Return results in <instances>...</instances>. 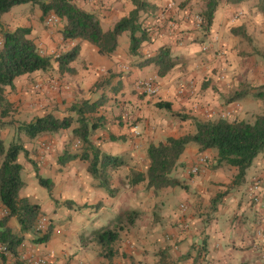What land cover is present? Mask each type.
Segmentation results:
<instances>
[{
  "label": "crops",
  "instance_id": "0c3cea01",
  "mask_svg": "<svg viewBox=\"0 0 264 264\" xmlns=\"http://www.w3.org/2000/svg\"><path fill=\"white\" fill-rule=\"evenodd\" d=\"M79 2L77 5L86 11L90 4V7L95 8L93 4L98 3L96 9L103 8L105 12L101 14L109 16L110 20L115 18V22L133 8L128 0H102L100 3L90 0V4L88 0ZM148 3L154 9L142 14L141 22L149 39L141 44L135 56L129 55V40L128 43L125 41L124 45H120L118 41L117 49L110 56H95L97 49L87 42L63 43L61 29L57 34L51 29L45 31L42 22L37 21L41 13L33 9L32 15V8L26 9L23 5L20 10L14 7L4 14L1 22L7 30L30 28V38L37 48L47 55L60 56L72 47L79 48L78 56L70 66L75 71L73 75L59 74L56 60H51L55 72L38 71L20 76L14 80L12 89H5L6 99L17 108L19 116L31 119L42 117L47 106L62 102L65 98L66 103L75 104L76 99L93 102L105 96V124L92 133L90 140L101 154L122 159L134 154L133 151L138 150L144 137L141 136L138 126L128 128L127 117L123 119L124 114H130L126 108L130 102L139 109L136 111L137 118H147V123L151 122V128L157 125V121L163 123L161 128L166 133H171L168 123L172 121L169 117L165 118L166 111H160L163 114L159 119H155L156 114L150 116L149 110L144 109L149 98L138 90V82L154 81L160 88L155 98L169 104L171 112L179 110L182 114H188L192 111V115L195 114L194 117L201 120L205 112H212L211 109L217 105L210 92L212 86L223 84L220 83L221 80L231 81L233 78L232 85L227 89L230 90L233 86L236 87L240 77L238 75L249 70L246 78L251 88L264 85V67H261L260 79L250 68L241 71L235 67L233 60L238 58L239 46L230 35L227 40L225 35H217L219 24L229 9L225 3L219 2L221 14L215 12L209 36L199 43L195 42L199 28L194 17L185 12V9L180 10L172 0H148ZM244 3L237 6L243 7ZM92 13L97 16L98 12ZM123 34H126L128 39V34ZM165 46L169 47L176 65L166 76L160 78L153 64L142 63ZM208 47L216 54H207ZM101 78H108V81L90 94L89 89ZM208 81L209 84L206 83ZM181 85L184 87L182 91ZM34 86H38L36 91H32ZM206 86L208 88L204 90ZM253 92L255 90L250 91L251 95ZM138 94L143 95V98ZM84 96L86 98H83ZM247 97L228 107L236 108L235 115L240 120L252 121L256 115L264 112L257 103V113H249L248 111L254 110V102L257 101H246ZM114 105H120V109L122 107L121 120L115 118L119 108L115 109ZM167 115L171 116V113ZM193 131L192 127L189 133L169 136L191 134ZM44 135L47 134L22 141L33 142ZM111 137L118 140L111 141ZM23 147L25 151H29L33 145L25 144ZM21 154L23 156L24 153H20L17 160L22 166V173L26 167L19 161ZM210 154L213 156L212 170L208 168V162L195 174L198 176H187L186 172L188 173V169H191L199 156L208 157ZM47 160L46 156L40 158L38 166L35 167L36 173H32L31 178L22 180L24 186L19 192V198L37 205L40 213L48 217L51 234L46 243L36 244L30 234H21L16 220L11 218L8 227L15 235L24 239L18 248V254H43L46 264H264V238L258 235V231L264 227V205H254L251 200L253 187H257L254 192L264 199V152L253 160L245 173L244 181L233 185L237 174L235 168L226 165L216 167L215 151H200L195 145L189 144L175 168V173L184 169L181 179L174 176L184 188H167L155 195L152 190L143 192L142 185L145 183L130 186L129 179L123 180L122 176L109 180L113 195H109L105 190L88 188L87 193L83 192L73 199L79 206H67L66 200L69 201L70 198H63L65 200L62 201L59 195H52L54 186L49 194L39 185L36 175L50 180L51 184L55 183L54 175H50L47 169ZM121 167L126 166L123 163ZM109 168L111 167L106 169ZM125 169L128 177L130 167ZM226 170H230L228 176L224 175ZM89 178L92 180L91 176ZM88 201L99 204L91 210L89 204H86ZM182 205L186 210L181 212L179 207ZM130 211L137 212L138 217L132 225L119 231V238L114 247L115 257L111 261L101 258L100 248L92 241V234L103 227L114 225L120 214ZM127 243H130V246ZM12 262V258L8 256L5 260H0V264Z\"/></svg>",
  "mask_w": 264,
  "mask_h": 264
},
{
  "label": "trees",
  "instance_id": "16d2710c",
  "mask_svg": "<svg viewBox=\"0 0 264 264\" xmlns=\"http://www.w3.org/2000/svg\"><path fill=\"white\" fill-rule=\"evenodd\" d=\"M192 0H185L188 4ZM257 1L264 12V0H227L228 4ZM220 0H204L203 9L199 14L201 28L208 34L213 24L214 14ZM131 11L119 19L113 27L104 31L98 17L89 11L80 8L71 0H0V129L7 124L5 118L11 112L12 105L5 96L6 88H13L16 78L34 72H47L52 69L49 56L40 53L34 41L30 38L31 30L19 27L12 31L7 30L1 22V17L13 7L21 5L37 6L41 17L54 15L62 24L60 35L63 43L87 42L97 49L100 56L112 55L118 46V39L123 33L128 34L129 55L135 56L143 42L148 41V36L142 26L141 15L154 9L148 0H130ZM231 34L249 40L247 33L241 29H231ZM79 48L75 46L71 51L60 55L57 59L59 74L73 75L75 71L70 67L78 56ZM264 67V53L261 54ZM153 64L157 68V76H166L176 65L169 47H161L157 53L142 63ZM244 86H243V85ZM239 89L226 97V104H232L244 99L250 93L248 81L243 82ZM249 88V89H248ZM254 99L264 102V85L256 88L252 93ZM107 98L101 96L90 102L80 101L71 105L68 115L56 118L50 114L33 118L28 123H16L15 130L28 139H34L42 134H57L60 131H70L73 139L78 144V152H62L58 165L64 166L71 161L79 160L87 164V172L94 180L99 182L109 195L114 191L109 188L105 176L107 167L118 168L123 162L117 157L101 154L99 149L91 142L90 136L100 128L101 117L92 120L98 114ZM158 109L168 111L173 116L185 120L188 117L171 112L167 103H157ZM111 141L117 138L111 137ZM193 144L200 151L213 150L216 152V167L226 165L237 170L232 184L239 185L244 181L245 173L253 160L264 152V114L256 115L252 121L244 120H195L194 131L191 134L168 136L164 141L156 144L150 143L145 150L147 166L144 171L133 174L129 185L135 186L145 183L147 190L157 193L163 189L180 187L184 185L175 177L173 172L187 145ZM20 153L26 155L22 144L12 141L8 145L0 136V203L6 210V215L0 218V245L11 254L12 264H25L18 257V248L24 241L23 237L15 235L8 227V221L14 218L20 228L21 234L34 232L40 213L37 205L30 204L27 199H20L19 192L24 183L21 178L22 166L17 162ZM39 185L49 194L52 191L51 181L36 175ZM257 193V192H256ZM258 194V193H257ZM214 202V201H213ZM216 203V202H215ZM67 206L68 203H65ZM138 213L135 211L120 214L114 225H109L95 231L91 238L99 246V256L107 261L113 260L116 255L115 244L119 238V231L132 225ZM51 234L48 229L44 235H36L34 243H46ZM0 260L5 257L0 254Z\"/></svg>",
  "mask_w": 264,
  "mask_h": 264
},
{
  "label": "rangeland",
  "instance_id": "374dc122",
  "mask_svg": "<svg viewBox=\"0 0 264 264\" xmlns=\"http://www.w3.org/2000/svg\"><path fill=\"white\" fill-rule=\"evenodd\" d=\"M71 1H73L76 5L78 3H80L79 2L80 0H71ZM89 1L90 0H88V4H90ZM97 1L99 3L102 2V0H97ZM128 1L130 2V0H128ZM184 1L185 0H172V2L174 4H176V6L180 10L185 9V12L190 13V15H192L194 17V20H195V17H199V14L203 9L204 0H192L186 5L184 4ZM226 1L227 0H220V4L225 3L226 8H229V9H228V12H227L224 20L219 24V29H218L217 35H221V34L225 35L226 40H227V38H229V35L234 38V40L237 43V46H239V49H240V51L238 52V55H237L238 58L236 60H233L235 67H238L241 71L245 68H248V69L250 68L252 70L253 74L257 75L258 78L260 79L261 74H262L261 67L263 66V60H262L261 54L264 53V12L258 6L257 1L245 2L243 7H239L235 4H228ZM90 5H92V4H90ZM90 5H89V7H87V10L91 13H92V11L98 12L97 17L100 20L102 29L104 31L111 29L112 26L114 25L116 19L113 18L112 20H110L109 16H104V14H101L102 12H105V10L103 8H102V10L100 8L96 9V6L98 5V3L93 4V6H95V8L90 7ZM23 6H25L26 9L32 8V10H31L32 15H33V9L36 10L37 13L40 12V10L37 6H32V5H23ZM101 6L103 7V5H101ZM21 7H22V5L21 6H15V9L20 10ZM25 8H23V9H25ZM187 9H189V10H187ZM193 10L195 12H193ZM217 11H218V13L220 12V14H221V8L220 7L217 8ZM27 14H29V11H27ZM217 16H218V14H217ZM46 17L45 18H38L37 21L42 22V28L45 31L47 29H51V30H53L54 33L57 34L59 32V30L61 29L60 28V21L56 25L48 26L45 23ZM198 28H199V29H197V30H199V31H197L198 37L196 38L195 42L199 43V41H202L203 38H205V37L207 38L209 36V33L205 35L204 32L202 31L200 24H199ZM238 28L243 29L247 33V35L249 36V40H244L242 38H239V37L231 34V32H230L231 29H238ZM118 41L120 42V45H122V44L124 45L125 41H126V43H128V39H127L126 34H123L122 36H120ZM72 48H70L69 51H71ZM39 51L42 52V49H39ZM210 52H212L213 55L216 54L215 52H213L212 48L208 47L207 54H209ZM42 54L49 56L50 59L53 61L57 59L53 56L54 54L47 55L43 52H42ZM94 54H95V56H98V54L96 52ZM52 56L54 57V59L52 58ZM247 71H249V70H247ZM247 71L245 73L243 72L244 74L238 75L240 77H238L236 87L233 86L232 88H230V90H227V89L229 86L232 85L233 78L232 79L229 78V79H231V81H228L226 79L228 82H226V80H221L220 83H223V84H221V85L218 84V85L212 86L210 96H212V98H214V100H216V104H217V105H215L214 108L211 109V110H213L212 111L213 112L212 120H215V119H227L230 121L240 120V118L237 115H235L236 108L228 107V106H230V104H226L225 100H226V97L228 95L232 94L237 89H239L243 82L247 81V78H246ZM48 72H55V70L52 68ZM248 73H250V72H248ZM211 74L213 75L212 72H211ZM235 78H237V75ZM106 81H108V78H101V80L99 79L95 83V85L93 87H91V89H89V93L91 92L90 94H92L94 92L95 88L97 89L98 87H101ZM206 83L209 84V81ZM57 86H60V85H57ZM57 88H60V87H57ZM205 88H208V87L207 86L204 87V90H205ZM224 89H226V90H224ZM251 90H256V88H254V89L251 88L250 91ZM32 91H36L35 86L33 87ZM60 93L61 92L59 91L58 95H60ZM141 94H138V96L143 98L144 94L143 95H141ZM247 96H249V97H247ZM247 96L246 97L248 99L246 101H249V99L252 101H254V100L257 101V102H254V110L248 111L249 113H253V114L257 113V110H259V107H257V103L259 105H261L260 110L261 111L263 110V112H264V102L263 101L254 99L253 94L251 95V93H249ZM147 97L149 98V100L146 101V103L144 105V109L149 110L148 113L150 114V116L151 115L154 116V114H156L154 116V118L159 119L160 115L163 114V113H160V111L163 112L165 110L158 109L155 105L157 103L162 102V101L160 99L155 98L154 96H153L154 98L152 96H147ZM83 98H86V96H84ZM83 100H85V99H76L74 102L78 103V102L83 101ZM139 100H142V99H139ZM87 101H89V100H87ZM67 103H66V98L62 102L52 103L50 106H47L45 108L46 110L44 109L45 110L44 115L50 114L56 118H63V116L66 114L70 115V113L68 112V109L74 103L73 102H71V103L67 102ZM114 106H115V109H118L120 107V105H118V106L114 105ZM105 107H107V103H105V105L101 109H99V112L97 115H95L94 117H91L92 120L101 117L100 125L105 124L104 115L107 112ZM126 108L128 109V112L130 114H126L127 116H125V114H124L123 119H124V117H127L128 128H134V126H138L141 136L142 135L144 136L141 139L143 143L140 145L138 150L136 149L133 151L134 154L127 155L126 157H123L121 159L122 162L124 163V166H126V167L120 166L116 169H114V168L106 169L105 176H106V179L108 180V183H109V180L114 179V178H120L122 176H123V180L124 179H130V177L133 174L144 171L146 166H147V161L145 159V150L150 143L156 144L159 141H164V139L167 136H169L170 134H179L182 132L189 133L192 130V127L194 128L195 120L201 121V119H197V117H194L195 114L192 115L193 114L192 111H189L188 114H182V111H179V110L174 111V113L177 115L188 117L186 120H182L178 116H173L172 114H171V116L167 115L169 112L166 111L167 113L164 114L165 118L169 117L170 120L172 121L171 123H168L169 127L171 128V133H169V132L166 133L164 131V129L161 128L163 126V123L160 124V122L157 121V125L154 128H151L152 127L150 125L151 122L147 123V118H143V117L137 118L136 117V111L138 112L139 109H138V107H135L131 102L128 104V106ZM121 113H122V107H121V109L119 108V110L117 112L118 115L115 118H118L121 120ZM19 115H20V113L17 111V108H15V106L13 105L11 107V112L9 113L8 117L5 118L4 120H2L5 123H11V124H7L3 128L0 129V136L6 145H8L12 141H18L22 144V146H24L25 144H32L33 145V148L31 150L26 151V155L23 154L24 158L21 154V157L19 159V161L21 163H23V165L26 167L25 170L21 173V178L23 181H24V179L27 180L28 178H31L32 173H34V172L36 173L35 167L38 166L40 158L43 159L46 156L48 159L47 160V167H48L47 169L50 171V175H52V174L54 175L55 183H56V185H55V183H52V188L54 186L52 195H55V196L59 195V197H60V199H62V201L65 200L63 198H67V197L70 198L71 200H69V201L66 200V202L68 201V203H71V204H68V206L77 205L73 201V199L76 196L81 195L83 192L87 193L86 189H88V188H94L95 190L101 189L104 191V189L99 186L98 181L94 180L93 178H92V180H90V178H89L90 175L87 172V168H86L87 164L86 163H83L79 160H75V161H71L69 163H66L64 166L58 165V159H59L60 155L62 154V152H64V151H67L70 153H77L78 152V148H79L78 144L73 139L70 131H60L57 134H47L44 136H40L36 141L34 140L33 142L32 141L23 142L22 139L24 141H26V139L28 140V138H26L22 133H17L15 130V127L18 123H28L32 119H31V117L21 118ZM202 120H204V119H202ZM176 121H178V122H176ZM152 123H154V122H152ZM177 123L179 126H177ZM180 123H182V124H180ZM122 124H125V123L122 122ZM154 124H156V123H154ZM159 125H161V126L159 127ZM157 128H159V129H157ZM130 140L132 142V139H130ZM212 157L213 156H211V154H210V156L207 157L208 162H209L208 166L210 165L208 167L209 169H211V167L214 168L213 165L211 166ZM17 162H18V160H17ZM127 167H130V172H129L128 177L125 174L126 173L125 168H127ZM183 171H184V169L182 171L175 173L176 171L174 170L172 175H173V177L176 175L181 179V173ZM229 171L230 170H228V171L226 170V172H224V175L228 176ZM186 174L189 177L198 176V175L192 174L189 169H188V173L186 172ZM123 180L121 179V182ZM142 189H143V192H149L148 190L145 189L144 185H142ZM159 192H162V191H159ZM154 194L156 195V193H154ZM86 204H89L90 209L94 210L98 206L99 203L96 204V203H92V202L88 201V202H86ZM77 206H79V205H77ZM179 210L182 212V211L186 210V208L184 205H182V207L181 206L179 207ZM43 216H45V215H43ZM50 226L51 225L49 222V229H51ZM125 227H127V226H125ZM28 234H30V236L33 238L32 241H34V239H36V237L38 235L40 236V234L35 232V231L33 233L30 232ZM32 241H30V242H32ZM22 254L23 253L18 254V257H20ZM29 256L43 257L46 259L45 255H43V254L36 255V256L35 255H29ZM8 257L12 258L10 253L8 254ZM12 260H13V258H12Z\"/></svg>",
  "mask_w": 264,
  "mask_h": 264
},
{
  "label": "built area",
  "instance_id": "2783aa9c",
  "mask_svg": "<svg viewBox=\"0 0 264 264\" xmlns=\"http://www.w3.org/2000/svg\"><path fill=\"white\" fill-rule=\"evenodd\" d=\"M59 22V19L56 18L54 15H49L46 17L45 19V23L48 26H53L56 25ZM195 22L197 24V26H199V24L201 23V19L199 17H195ZM40 53L42 54V52L40 51ZM55 58H58L59 55H55ZM38 87V86H36ZM137 88L138 90L146 95V96H154L157 97L159 94V90L160 88L158 87L157 84H155L152 80H147V81H140L137 83ZM180 90H184V87L181 85L180 86ZM213 118V113L212 112H205L203 114V119L204 120H212ZM208 164V159L205 156H199L197 158L196 163L191 167L190 172L192 174H197L199 172V169L201 166H205ZM257 187H253V189H251L252 191V202L254 205H264V199L257 194L256 192H254V190H256ZM182 207V206H181ZM6 215V210L5 208L2 206V204L0 203V218L4 217ZM49 229V220L46 216H40L39 220L37 222L36 228H35V232L39 233L40 235H44L47 233ZM258 235L261 236L262 238H264V227H262V229L260 231H258ZM127 245L130 246V243H127ZM0 254H2L4 257H7L9 252L5 249V247H3L2 245H0ZM20 261L24 262L25 264H46V259L43 257H34V256H29V255H25L22 254L19 257Z\"/></svg>",
  "mask_w": 264,
  "mask_h": 264
}]
</instances>
